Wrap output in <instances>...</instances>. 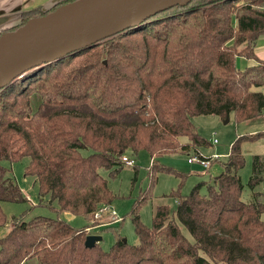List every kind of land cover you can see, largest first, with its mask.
I'll return each instance as SVG.
<instances>
[{"label":"trees","instance_id":"obj_1","mask_svg":"<svg viewBox=\"0 0 264 264\" xmlns=\"http://www.w3.org/2000/svg\"><path fill=\"white\" fill-rule=\"evenodd\" d=\"M262 35L264 0H190L0 88V226L9 218L13 223L0 237V264L30 258L38 264H264V152L251 156L249 201L242 199L238 173L245 163L242 143L264 138V131L235 139L222 170L186 194L187 173L160 161L178 152L204 157L200 149L210 143L193 116L233 113L241 122L264 112V58L254 51ZM237 57L256 63L240 69ZM142 150L150 158L149 187L162 172L179 178L163 194L175 208L156 205L145 225L139 209L152 197L148 187L129 212L137 243L114 231L108 249L98 242L85 246L88 228L100 224L94 213L115 198L99 170L113 177L127 151ZM23 157L39 195L55 202V217L4 213L1 202L27 198L1 162ZM62 212L82 215L87 224L75 227Z\"/></svg>","mask_w":264,"mask_h":264},{"label":"rangeland","instance_id":"obj_2","mask_svg":"<svg viewBox=\"0 0 264 264\" xmlns=\"http://www.w3.org/2000/svg\"><path fill=\"white\" fill-rule=\"evenodd\" d=\"M47 3L48 0H27L25 5L41 4L45 6ZM254 48L256 49L255 51L260 53L259 55L264 54V35L258 38ZM254 63H256L254 59L236 58V65L240 69ZM259 89L264 95V85ZM226 119L227 121L225 122V119L215 114L196 115L191 118L198 134L210 143L207 147L200 149L201 155L211 158L218 157L217 160L219 162H213L211 167L203 168L198 162L189 163L187 161L189 155L185 153L166 154L160 158V161L165 166L187 173V177L181 187L183 194L188 193L198 181H208L211 176L215 175L217 166L227 160L229 147L235 139L240 136L264 131V112L257 117L241 122L235 121L233 113H230ZM179 139L180 141H185L186 137L183 136ZM214 139L216 140L215 143L213 142ZM241 151L245 160L244 166L238 172L243 184L242 199L249 201L251 197L247 182L251 174V156L264 152V138L255 141H244L241 145ZM82 153L88 154L89 150H82ZM125 155L133 158L134 163L130 165L124 163L123 167L115 176H109L108 170H99L100 174L108 180V187L115 194V198L109 208L110 210H114L119 218L117 221L109 220L105 224L100 223L87 230L88 234H98L101 236L98 243L104 250L108 249L115 241L114 231H117L130 244L138 242L129 212L135 200L149 187L148 169L150 158L148 153L143 150L139 151L137 155H133L132 152L127 151ZM29 162L28 157H23L12 163L8 161L1 162L7 170V175L15 180L22 190L23 195L27 198V201L24 202H1V207L7 217H22L24 220H29L39 215L55 217V213L50 209L51 206L55 205V202L49 203L47 196H40L34 177L25 175V168ZM178 181L179 178L172 173L162 172L158 174L156 182L149 187L152 197L139 209L140 220L145 225H151L152 213L156 205L166 203L171 209L175 208L174 200L171 197L163 196V194H167L171 189L176 188ZM205 190L206 187L203 185L201 188L202 193ZM104 216L109 218L108 211L103 212ZM59 217L67 220L75 227H82L87 224V221L82 215H68V213L62 212ZM12 225V219L9 218V221L4 226H0V237L5 235ZM180 228L183 234L191 239L187 229L182 225H180ZM24 262V264H38L36 258H30Z\"/></svg>","mask_w":264,"mask_h":264},{"label":"water","instance_id":"obj_3","mask_svg":"<svg viewBox=\"0 0 264 264\" xmlns=\"http://www.w3.org/2000/svg\"><path fill=\"white\" fill-rule=\"evenodd\" d=\"M189 1L72 0L31 17L24 24L0 33V88L34 68L138 26L161 10L186 5ZM100 239L98 234H87L84 244L90 247Z\"/></svg>","mask_w":264,"mask_h":264},{"label":"flooded vegetation","instance_id":"obj_4","mask_svg":"<svg viewBox=\"0 0 264 264\" xmlns=\"http://www.w3.org/2000/svg\"><path fill=\"white\" fill-rule=\"evenodd\" d=\"M0 33L7 30L14 29L18 26L24 18L27 20L31 17H35L33 10L42 12H48L55 9L59 5L67 3L72 0H48L47 5L34 4L26 6L27 0H0ZM30 14V16H28Z\"/></svg>","mask_w":264,"mask_h":264},{"label":"built area","instance_id":"obj_5","mask_svg":"<svg viewBox=\"0 0 264 264\" xmlns=\"http://www.w3.org/2000/svg\"><path fill=\"white\" fill-rule=\"evenodd\" d=\"M213 142L215 143L216 140L214 139ZM216 157L217 156H215L213 158H216ZM121 160L124 163L128 164V165L134 163V159L131 158L128 155H123L121 157ZM193 161L198 162L203 168H208L209 165H210V159L205 158V157H200V156H196V155L189 156L188 157V162H193ZM109 206L110 205L103 206L100 210L96 211L94 213V218L101 220L103 218V212L108 211L109 218H110L111 221L119 220V218H118L117 214L115 213V211L114 210H110Z\"/></svg>","mask_w":264,"mask_h":264},{"label":"crops","instance_id":"obj_6","mask_svg":"<svg viewBox=\"0 0 264 264\" xmlns=\"http://www.w3.org/2000/svg\"><path fill=\"white\" fill-rule=\"evenodd\" d=\"M0 3H2V1H0ZM256 46V45H255ZM256 49L254 48V51H255ZM263 52V51H262ZM255 53H256V55L259 57V58H264V54L263 55H259L260 53L259 52H257V51H255ZM202 154V153H201ZM205 157V156H204ZM215 159V161L214 162H219V160H217L218 159V157H216V158H214ZM187 161H188V158H187ZM193 162H195V161H193ZM189 163H191V162H189ZM212 163L213 162H210V165H209V167H211V165H212ZM216 170V173L218 174L221 170H222V167H221V165H218L217 166V168L215 169ZM216 173H215V175H216ZM201 176H202V174H201ZM214 176V175H213ZM212 177V176H211ZM262 190H264V186H262ZM102 221H100V223L101 224H105V223H107V222H109V218H106L105 216L101 219ZM107 221V222H106ZM25 262H22L21 264H24Z\"/></svg>","mask_w":264,"mask_h":264},{"label":"bare ground","instance_id":"obj_7","mask_svg":"<svg viewBox=\"0 0 264 264\" xmlns=\"http://www.w3.org/2000/svg\"><path fill=\"white\" fill-rule=\"evenodd\" d=\"M209 159V158H208ZM211 161V160H210Z\"/></svg>","mask_w":264,"mask_h":264}]
</instances>
